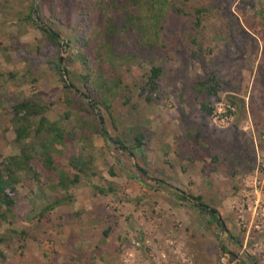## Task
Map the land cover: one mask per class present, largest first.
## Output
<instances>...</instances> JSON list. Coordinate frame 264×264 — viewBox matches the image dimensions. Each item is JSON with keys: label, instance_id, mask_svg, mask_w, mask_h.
I'll use <instances>...</instances> for the list:
<instances>
[{"label": "rangeland", "instance_id": "374dc122", "mask_svg": "<svg viewBox=\"0 0 264 264\" xmlns=\"http://www.w3.org/2000/svg\"><path fill=\"white\" fill-rule=\"evenodd\" d=\"M40 1L0 0V73L5 75L0 77V163L20 151L9 124L12 106L26 98H42L49 118L68 129L78 126L77 117L92 118L67 99L71 82L57 66L64 69L70 50L48 38L37 16V25L29 19ZM173 1L187 15H171L165 27L164 48L154 63L166 73L153 101L142 95V77L134 70L126 77L133 99L115 104L116 123L96 110L111 135L128 146L135 142L133 128L144 127L147 145L136 151L137 158L100 134H90L86 151L81 140L69 145V152L93 161L97 176L83 179L70 190L69 202L51 210L60 190L49 189L48 172L41 173V183L20 186L16 217L0 221V264H220L222 245L236 264H264V0H249L256 10L246 0H220L221 7L204 18L199 37L204 52L190 36L198 32L193 9L206 0ZM229 6L233 29L227 27ZM61 30L62 41L71 36L67 27ZM213 77L218 97L198 93L197 83ZM229 96L244 100L246 110L231 108ZM36 167L43 169L39 156ZM157 180L203 196L226 220L225 228L208 224L192 203L180 201ZM110 185L115 191L107 195L95 189Z\"/></svg>", "mask_w": 264, "mask_h": 264}, {"label": "trees", "instance_id": "16d2710c", "mask_svg": "<svg viewBox=\"0 0 264 264\" xmlns=\"http://www.w3.org/2000/svg\"><path fill=\"white\" fill-rule=\"evenodd\" d=\"M244 3L251 9H257L256 2L246 0ZM44 6L47 7L48 14L44 12ZM220 7V0H206L201 6L193 9L196 18L194 28L199 33L191 35L190 41L201 52H204V47L199 37L205 15ZM228 10L230 17L227 27L233 29L236 20L231 6ZM173 14L187 15L173 0H41L38 3L30 13L29 19L37 25V16L48 38L71 52L64 69L60 65L57 66L58 70L64 71L66 80L71 82L66 85L69 105L74 107L80 103V109L92 118L86 122L81 116L77 117L78 126L68 129L62 120L49 118V107L42 98H26L12 106L13 117L9 125L16 131L15 143L20 151L16 155L5 157L0 163V221L9 222L16 217L19 187L27 181L41 183L43 171L49 173L46 178L49 189L52 192L60 190L56 194V200L48 206L50 210L69 202L70 190L83 179L97 176L92 160L85 159L84 154L69 152V145H73L77 140L85 143L86 151V144L91 141L90 134H100L106 143H114L132 158H137L136 151L147 145L146 129L141 126L134 127L135 142L128 146L121 138L111 135L105 118L100 121L96 110L106 111L112 122L116 123L115 104L124 99L128 105L133 99L132 88L127 84L126 77L134 70H138L142 77V95H145L149 103L153 101L154 94L160 88V80L166 73L163 67L154 62L156 55L164 48V30ZM46 19L59 29L44 26ZM261 23L264 27V18ZM63 26L67 27L71 34L63 40L64 42L61 30ZM94 27L97 33L93 38L90 30ZM77 64L79 69L76 71L73 67ZM146 64H151L149 70ZM3 76L5 75L0 73V77ZM9 77L16 78V74L11 73ZM215 78L198 82L197 92L218 97L220 87ZM72 93H77L78 97L72 98ZM228 99L231 108L246 110L244 100L237 96H229ZM203 108L208 114L215 112L210 103H204ZM37 156L41 159L42 171L36 167ZM66 157V164H63ZM135 165L144 176L149 177L144 167L139 163ZM111 175L115 176V173L111 172ZM157 181L174 189L180 201L192 203L208 224L225 228L226 220L223 219L222 224L219 210L207 203L203 196L183 192L165 180ZM111 185L109 188L95 186V189L107 195L115 191ZM105 234L109 235V232ZM222 250L227 252L224 245ZM255 264H259L258 260H255Z\"/></svg>", "mask_w": 264, "mask_h": 264}, {"label": "built area", "instance_id": "2783aa9c", "mask_svg": "<svg viewBox=\"0 0 264 264\" xmlns=\"http://www.w3.org/2000/svg\"><path fill=\"white\" fill-rule=\"evenodd\" d=\"M230 116V115H229ZM260 194H262V192H260L259 190H256V196L259 197ZM263 202L260 203V201L257 200V204H258V207H260V205L262 204ZM257 207V209H258ZM235 257L233 256V254L229 251L227 252H224L221 256V261H220V264H236V259H234Z\"/></svg>", "mask_w": 264, "mask_h": 264}, {"label": "water", "instance_id": "95a60500", "mask_svg": "<svg viewBox=\"0 0 264 264\" xmlns=\"http://www.w3.org/2000/svg\"><path fill=\"white\" fill-rule=\"evenodd\" d=\"M63 62V58H62V60H61V63ZM221 222H222V224L224 223V221H223V218H221Z\"/></svg>", "mask_w": 264, "mask_h": 264}, {"label": "crops", "instance_id": "0c3cea01", "mask_svg": "<svg viewBox=\"0 0 264 264\" xmlns=\"http://www.w3.org/2000/svg\"><path fill=\"white\" fill-rule=\"evenodd\" d=\"M146 177V176H145ZM142 181V180H141ZM143 183H144V181H143Z\"/></svg>", "mask_w": 264, "mask_h": 264}]
</instances>
